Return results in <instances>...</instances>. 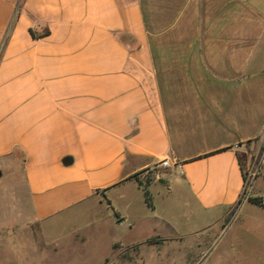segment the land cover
Here are the masks:
<instances>
[{"label": "crops", "instance_id": "crops-1", "mask_svg": "<svg viewBox=\"0 0 264 264\" xmlns=\"http://www.w3.org/2000/svg\"><path fill=\"white\" fill-rule=\"evenodd\" d=\"M263 123L264 0H0V171L19 158L35 220L217 224L254 205Z\"/></svg>", "mask_w": 264, "mask_h": 264}, {"label": "rangeland", "instance_id": "rangeland-1", "mask_svg": "<svg viewBox=\"0 0 264 264\" xmlns=\"http://www.w3.org/2000/svg\"><path fill=\"white\" fill-rule=\"evenodd\" d=\"M17 163L1 171L0 264H264V205H242L217 224L184 218L176 232L154 221L146 208L118 222L116 204L109 208L92 199L54 220L38 221L19 158ZM260 186L264 163L241 202Z\"/></svg>", "mask_w": 264, "mask_h": 264}, {"label": "built area", "instance_id": "built-area-1", "mask_svg": "<svg viewBox=\"0 0 264 264\" xmlns=\"http://www.w3.org/2000/svg\"><path fill=\"white\" fill-rule=\"evenodd\" d=\"M263 131H264V123H263ZM262 145H263V148L258 153L253 155L248 167L246 168V170L244 172V184H245V186H244L243 193H244L246 187H250V185H251L252 181L254 180L256 174L258 173L261 165L264 163V134L262 137ZM160 165L162 167H168L169 166L167 160L161 161ZM146 176H147L146 172L144 174L140 175V177L142 179L145 178Z\"/></svg>", "mask_w": 264, "mask_h": 264}, {"label": "trees", "instance_id": "trees-1", "mask_svg": "<svg viewBox=\"0 0 264 264\" xmlns=\"http://www.w3.org/2000/svg\"><path fill=\"white\" fill-rule=\"evenodd\" d=\"M144 194H145V201H146L147 205L149 207H152V202H151V199L149 197L148 192L145 191ZM247 201L254 204V205H257V206H263L264 205V200L261 197H248ZM151 241H152V239H150L148 241V243H150Z\"/></svg>", "mask_w": 264, "mask_h": 264}, {"label": "water", "instance_id": "water-1", "mask_svg": "<svg viewBox=\"0 0 264 264\" xmlns=\"http://www.w3.org/2000/svg\"><path fill=\"white\" fill-rule=\"evenodd\" d=\"M0 177H1V171H0Z\"/></svg>", "mask_w": 264, "mask_h": 264}]
</instances>
